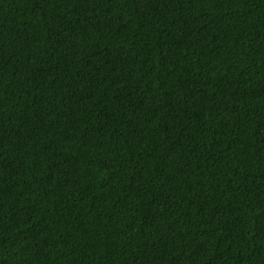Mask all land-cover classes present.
Here are the masks:
<instances>
[{"label": "trees", "instance_id": "1", "mask_svg": "<svg viewBox=\"0 0 264 264\" xmlns=\"http://www.w3.org/2000/svg\"><path fill=\"white\" fill-rule=\"evenodd\" d=\"M0 264H264V0H0Z\"/></svg>", "mask_w": 264, "mask_h": 264}]
</instances>
